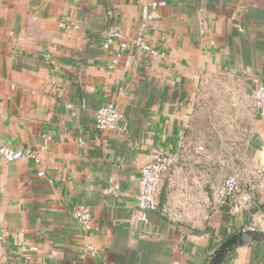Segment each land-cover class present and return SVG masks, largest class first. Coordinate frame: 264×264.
Wrapping results in <instances>:
<instances>
[{
    "label": "crops",
    "instance_id": "crops-1",
    "mask_svg": "<svg viewBox=\"0 0 264 264\" xmlns=\"http://www.w3.org/2000/svg\"><path fill=\"white\" fill-rule=\"evenodd\" d=\"M165 1L0 0V147L40 150L44 170L0 154V264H207L211 243L264 228V0ZM116 27L155 52L106 46ZM106 102L125 115L117 130L95 125ZM207 124L230 135L214 144ZM174 150L143 224L141 167ZM230 173L250 195L240 213L215 203ZM225 264H264V243Z\"/></svg>",
    "mask_w": 264,
    "mask_h": 264
},
{
    "label": "built area",
    "instance_id": "built-area-1",
    "mask_svg": "<svg viewBox=\"0 0 264 264\" xmlns=\"http://www.w3.org/2000/svg\"><path fill=\"white\" fill-rule=\"evenodd\" d=\"M165 5V0H153L152 2L153 7ZM150 19H152V16L147 17V20ZM114 41H121L122 49L136 43L149 52H155L144 41L138 39L131 41L127 39L124 31L119 27L112 28L107 32L105 45L108 46ZM254 101L258 113L264 117V83L259 80L256 82ZM124 118V113L113 102L98 105L94 112L95 125L101 129L117 130ZM0 154L7 161L22 158L31 159L40 167L39 174H44L43 167L41 166L40 150L15 149L10 146H1ZM180 157L179 150L158 152L151 161L146 162L141 167L136 205L138 219L143 224H149L152 214L157 211L158 193L164 176L178 165ZM249 200V193L244 190L239 177L234 173L228 174L215 191V203L218 206H228L234 213H240L244 204L249 202ZM75 217L86 232L92 230L94 216L88 207L79 205L75 211ZM85 247L92 251V253L96 252L95 246L90 242H86Z\"/></svg>",
    "mask_w": 264,
    "mask_h": 264
},
{
    "label": "water",
    "instance_id": "water-1",
    "mask_svg": "<svg viewBox=\"0 0 264 264\" xmlns=\"http://www.w3.org/2000/svg\"><path fill=\"white\" fill-rule=\"evenodd\" d=\"M257 243H264V228L243 227L222 239L209 252L207 264H225L239 248Z\"/></svg>",
    "mask_w": 264,
    "mask_h": 264
},
{
    "label": "rangeland",
    "instance_id": "rangeland-1",
    "mask_svg": "<svg viewBox=\"0 0 264 264\" xmlns=\"http://www.w3.org/2000/svg\"><path fill=\"white\" fill-rule=\"evenodd\" d=\"M225 83H228L227 81ZM216 104H218V101L215 100ZM202 109H199L198 110V117H197V123L198 124H201L202 122V118H203V115L202 114ZM223 117V116H221ZM208 128L211 129V128H214L216 129V131H211L210 134L208 133V130L206 127H202L201 128V131H198V134L200 133L201 135H206V136H213V139L211 138V142L216 144L218 142L217 138L221 135H230L228 129L226 126H221L220 128H218V125H210V124H207ZM220 138V137H219ZM210 148L214 151V152H218V150H220V153H224L225 156H229V154L233 155V148L230 146L229 147H226V148H219V147H216L215 145H211ZM222 151V152H221Z\"/></svg>",
    "mask_w": 264,
    "mask_h": 264
},
{
    "label": "trees",
    "instance_id": "trees-1",
    "mask_svg": "<svg viewBox=\"0 0 264 264\" xmlns=\"http://www.w3.org/2000/svg\"><path fill=\"white\" fill-rule=\"evenodd\" d=\"M219 242L216 243H211L210 244V250H212L213 248H215L218 245ZM209 256V255H208Z\"/></svg>",
    "mask_w": 264,
    "mask_h": 264
}]
</instances>
